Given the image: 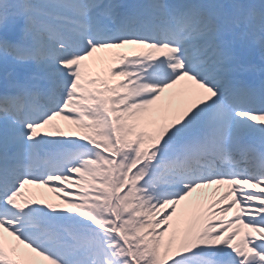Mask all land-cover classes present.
I'll use <instances>...</instances> for the list:
<instances>
[{"label":"snow or ice","instance_id":"snow-or-ice-1","mask_svg":"<svg viewBox=\"0 0 264 264\" xmlns=\"http://www.w3.org/2000/svg\"><path fill=\"white\" fill-rule=\"evenodd\" d=\"M0 264H264V0H0Z\"/></svg>","mask_w":264,"mask_h":264}]
</instances>
